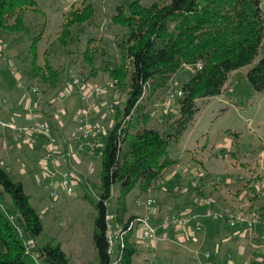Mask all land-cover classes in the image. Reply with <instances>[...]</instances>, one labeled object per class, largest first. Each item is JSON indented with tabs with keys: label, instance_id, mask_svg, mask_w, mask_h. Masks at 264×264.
<instances>
[{
	"label": "rangeland",
	"instance_id": "obj_1",
	"mask_svg": "<svg viewBox=\"0 0 264 264\" xmlns=\"http://www.w3.org/2000/svg\"><path fill=\"white\" fill-rule=\"evenodd\" d=\"M132 1L33 0L34 7L22 11L16 31L0 29V47L6 45L0 58V165L14 182L21 184L41 220L42 232L33 239L35 247L58 246L68 264L98 262L91 239L96 216L94 205L100 195V153L127 100L124 90L108 87L111 79L105 62L117 60L116 45L127 35L125 28L112 23V17L120 4L126 7ZM137 1L149 6L158 0ZM85 5L94 9L93 20L75 25L71 29L72 41L61 44L57 38L67 13ZM260 6L264 16V0H260ZM90 44L105 52L97 63L95 75L89 74L82 63V54ZM261 58H264V38L252 65L231 74L221 95L197 103L199 111L194 121L169 149V158L175 164L163 173L165 180L159 189L140 193L135 188L127 195L124 219L146 217L156 237L154 247H145L137 241L136 229L132 231L131 243L136 253L131 264H145V258L151 260L153 256H158L154 258L157 264H228L236 254L240 256L238 264H264L256 257L261 253L258 251L264 254L261 245H264V230L257 229L259 242L248 234L242 237L231 234L233 230L223 221L206 216L208 207L194 203L212 196L221 208L250 206L249 209L259 211L264 207V91L253 92L245 77ZM44 65L61 71L62 80L57 88L29 78L28 72ZM193 73L191 68H182L164 89L147 101V128L169 131L177 117V99L165 113L163 103ZM47 75L45 72L44 77ZM74 75L85 78L90 87L102 88L101 98L90 95V89L81 85L71 87L68 93ZM85 94L89 95L87 100L82 99ZM89 105L93 109L85 116L86 125H98L103 131L91 153L88 140L82 137L85 126L79 125L82 111ZM109 106L114 107L112 112ZM37 124L49 127L54 152L49 149L47 136L25 139L19 135V130ZM196 172L200 174L198 177L194 176ZM64 175L68 178L65 188ZM228 179L234 184L223 185ZM252 191V201L239 204L238 195L247 194L250 201ZM118 197V186L113 185L107 202L109 217L114 214ZM148 198L154 199L155 204L145 210L143 204ZM8 202L11 218L16 220L18 215L12 201ZM214 207L210 210L217 213ZM186 213L194 217L187 224L192 233H180L169 224L173 217ZM205 253L211 254L210 259L203 258ZM195 256L199 258L196 260ZM117 257L115 249L112 262ZM37 264L41 263L37 261Z\"/></svg>",
	"mask_w": 264,
	"mask_h": 264
},
{
	"label": "trees",
	"instance_id": "obj_2",
	"mask_svg": "<svg viewBox=\"0 0 264 264\" xmlns=\"http://www.w3.org/2000/svg\"><path fill=\"white\" fill-rule=\"evenodd\" d=\"M33 7V0H0V29L16 31L22 11ZM93 17L91 5L71 10L57 40L63 45L72 41L71 29L91 22ZM112 23L125 28L127 35L116 45L117 60L105 62V66L112 88L124 90L127 100L100 153V195L94 205L96 216L91 241L97 264H131L136 253L131 243L132 231L126 234L123 248H117V260L112 262L106 236L108 226L112 221V227L117 225L127 231L131 223L141 219H124L127 195L135 188L140 193L159 189L165 180L163 173L175 164L169 158V149L180 141L194 121L199 111L197 103L221 95L226 90L229 76L252 65L258 57L264 38V16L260 0H158L149 6L134 0L126 7L123 4L117 7ZM94 45H88L82 54V63L91 75L96 74L97 63L105 55ZM197 65L200 69H196ZM182 68H191L194 73L179 89L182 97L176 101V119L166 133L147 128V103ZM27 74L30 79L54 89L62 80L61 71L49 65ZM245 77L253 92H263L264 58L251 67ZM171 106L172 102L169 108ZM229 184H234L233 180L223 183ZM113 185L118 186L119 197L114 214L109 217L107 202ZM8 200L12 201L18 215L16 220L11 218ZM259 211L264 217V207ZM181 215L194 220L188 213ZM215 219H220L232 230L226 219ZM258 228L264 229L260 224L254 228L255 239L259 242ZM41 232V220L21 184L14 182L0 165V264H37V261L68 264L58 246L35 247L33 239ZM258 252L261 253L256 257L263 262L264 254ZM208 254V258L205 255L203 258L210 259L211 254Z\"/></svg>",
	"mask_w": 264,
	"mask_h": 264
},
{
	"label": "built area",
	"instance_id": "obj_3",
	"mask_svg": "<svg viewBox=\"0 0 264 264\" xmlns=\"http://www.w3.org/2000/svg\"><path fill=\"white\" fill-rule=\"evenodd\" d=\"M5 49H6V45H2L0 47V58L3 57V52L5 51ZM196 69H200V65H197ZM77 85H81L83 89L89 88L90 95H94L95 97L101 98L100 96L103 93L102 88L90 87L87 85V81L84 78L77 77L75 75L71 77V83H70V86H68L67 88V92L69 93L71 91V87L77 86ZM108 87L112 88L113 84L109 83ZM33 91L36 92L35 89H33ZM88 97L89 95L85 94L82 99L87 100ZM181 97H182L181 90H177L176 92L170 93L168 95V99L163 104L164 112H167L171 102L174 99H179ZM92 109H93L92 105H89L87 108H85V110L82 111L83 117L79 121V125L81 127L85 126L84 127L85 133L82 135V137L88 140V148L90 150L89 153H91L93 148L95 147V144L97 142L96 140L97 137L103 134V131L100 126L86 125L85 116L88 114L89 110H92ZM109 111L110 112L113 111V106H109ZM88 133L91 134L90 135L91 139H89ZM50 134H51L50 129L45 124H37L34 127L19 130V135L25 139H29V138L37 139L39 135H44V136L49 137L50 144H51V146L49 145V149L51 152H54V140L51 139ZM32 142L33 140H31V143ZM81 148H82L81 145H79L78 150H81ZM70 153L72 154V152ZM194 175L195 177H198V175L200 174L196 172ZM64 177L66 180H63L62 186L65 188L68 186V178L66 175H64ZM67 191L70 192V189L67 188ZM253 193L254 191H252L251 194L249 195L250 201H247L248 200V197L246 196L247 194L244 195L241 192L237 197L238 199L237 201H239V204L240 202H251L252 199L254 198ZM195 202L198 205L206 206L209 208L206 212L207 217L226 219L230 228H232V230L234 231V235H238L242 237L243 235L248 234L252 238L253 237L256 238V233H255L254 228L260 224L262 225L264 229V217L261 215L260 211L254 209L253 207L252 209H249L250 206H248L249 207L248 209L247 208L243 209L242 206L236 207L235 209L231 207H226V208H222L220 211H217L216 213L210 210V208L216 205V200L212 198H206V199H199ZM136 204L140 206L138 202H136ZM154 204H155V201L151 198H148L145 200L143 207L145 210H150L153 208ZM190 221H191V218L189 216L180 215L179 217H173L171 221L169 222V224L173 225L176 230L185 231L187 228V224ZM135 229H136V239L139 243L144 244L145 247H149V246L154 247L155 241H156L155 232L148 225V220L146 217L142 219H137L135 222L131 223V225L129 226V230L127 231H123L117 225H114V227H112V225L110 224L108 226V231H107L106 236H107V242H108V251L111 256L113 252L115 251V249L117 250V248H123L124 238L126 234H128V231H133ZM30 245H28V247ZM197 257L198 256H195L194 259L197 260L198 259ZM208 257H209V254L206 253L205 258H208ZM233 263L234 262L231 259L228 260V264H233ZM145 264H156V263L152 260H147L145 258Z\"/></svg>",
	"mask_w": 264,
	"mask_h": 264
},
{
	"label": "crops",
	"instance_id": "obj_4",
	"mask_svg": "<svg viewBox=\"0 0 264 264\" xmlns=\"http://www.w3.org/2000/svg\"><path fill=\"white\" fill-rule=\"evenodd\" d=\"M27 119H30V117L28 116L27 117ZM38 139V138H37ZM264 193V192H263ZM262 196H264V194H262ZM264 198V197H263ZM260 207H261V205H260ZM214 208H217V210L218 211H220L222 208L221 207H219L218 205H215V207ZM185 231H188V233H192V231H191V229L189 228V227H187L186 228V230ZM179 232L181 233H183V231H180L179 230ZM232 234H234V232L232 233ZM189 237V236H188ZM182 240V239H181ZM223 241H225V239L223 240ZM201 247V246H200ZM234 250V248L232 249V250H230V252H232ZM236 252V251H235ZM239 252V251H238ZM155 259L158 257H156V256H153ZM233 257H234V255H233ZM145 258V257H144ZM154 258H151V260L152 261H154L155 263H156V260L154 259ZM239 258H240V256L238 255V254H236V257H235V259L233 260V262H235L236 264H238V262H239ZM157 264V263H156ZM170 264H173V263H170Z\"/></svg>",
	"mask_w": 264,
	"mask_h": 264
}]
</instances>
